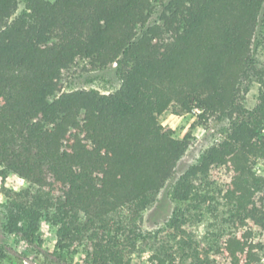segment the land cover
I'll return each mask as SVG.
<instances>
[{"label": "trees", "instance_id": "obj_1", "mask_svg": "<svg viewBox=\"0 0 264 264\" xmlns=\"http://www.w3.org/2000/svg\"><path fill=\"white\" fill-rule=\"evenodd\" d=\"M258 37L264 0H0V175L27 185L6 193L5 231L32 242L47 224L62 254L130 264L143 214L190 145L161 117L198 110L229 128L176 180L177 249L163 242L151 264H264ZM79 60L93 71L116 64L120 89L63 92ZM250 82L252 110L241 102ZM217 168L229 176L223 190ZM197 224L200 242L187 231Z\"/></svg>", "mask_w": 264, "mask_h": 264}, {"label": "rangeland", "instance_id": "obj_2", "mask_svg": "<svg viewBox=\"0 0 264 264\" xmlns=\"http://www.w3.org/2000/svg\"><path fill=\"white\" fill-rule=\"evenodd\" d=\"M254 52L259 65L264 67V40L259 37L254 43ZM115 66L116 64L104 71H93L88 61L79 60L64 73L61 82L62 91L86 89L98 90L104 94L114 93L121 87ZM258 95L259 84L247 83L241 95V102L248 110H252L257 104ZM200 113L198 110L184 113L171 108L161 117L165 127L174 130L177 137L187 138L190 145L178 164L174 179L157 194L153 206L143 214L142 236L131 255L130 264H151L155 249L163 242H169L171 246H175L174 250L177 249L178 239L173 240L174 230L168 222L179 206L173 197L176 180L190 166L198 164L203 154L210 147L217 145L229 128L227 121H218L213 117L201 120ZM256 169L264 174V161L259 163ZM217 170H219V189L223 190L229 176L225 168H217ZM26 187V183L16 175H0V264H87L81 252L76 254L58 252L55 247V229L47 224H43L39 235L32 242L26 241L21 233L9 234L5 231L6 193H18ZM187 231L198 242L202 241L205 234L202 224H197ZM261 238L260 233H257V239ZM211 261L212 264H229L224 258H212ZM176 264H192V262L190 259H185L177 261Z\"/></svg>", "mask_w": 264, "mask_h": 264}]
</instances>
